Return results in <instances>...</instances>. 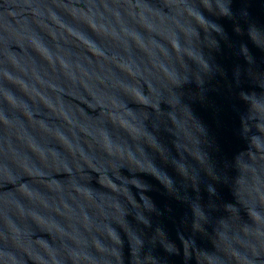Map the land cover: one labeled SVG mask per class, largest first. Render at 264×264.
Returning <instances> with one entry per match:
<instances>
[{
	"label": "water",
	"instance_id": "1",
	"mask_svg": "<svg viewBox=\"0 0 264 264\" xmlns=\"http://www.w3.org/2000/svg\"><path fill=\"white\" fill-rule=\"evenodd\" d=\"M0 264H264V0H0Z\"/></svg>",
	"mask_w": 264,
	"mask_h": 264
}]
</instances>
